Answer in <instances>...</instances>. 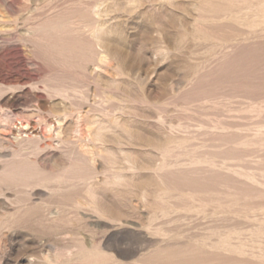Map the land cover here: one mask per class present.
I'll use <instances>...</instances> for the list:
<instances>
[{"label": "rangeland", "instance_id": "rangeland-1", "mask_svg": "<svg viewBox=\"0 0 264 264\" xmlns=\"http://www.w3.org/2000/svg\"><path fill=\"white\" fill-rule=\"evenodd\" d=\"M0 264H264V0H0Z\"/></svg>", "mask_w": 264, "mask_h": 264}, {"label": "bare ground", "instance_id": "bare-ground-1", "mask_svg": "<svg viewBox=\"0 0 264 264\" xmlns=\"http://www.w3.org/2000/svg\"><path fill=\"white\" fill-rule=\"evenodd\" d=\"M96 32V30L95 31H93L92 32V34L93 33H95ZM98 47V46H97ZM79 119H80V115H77V119H75L76 120V123L74 124L75 126H74V128H73V138H75V137H78L79 138V143L77 142L76 144H77V147H78V150H79V153L82 155V156H84V157H86L88 160H90V161H92V162H94V161H98L99 163H101V161H99L97 158V154H96V151H95V146L93 145V144H91L90 146H87V145H89L88 143L89 142H87V145H86V143H84L83 142V140L86 138V136L84 135V133H83V131L84 130H82L81 129V126L79 127V125L81 124V122L79 121ZM79 122H80V124H79ZM69 123V122H68ZM72 139V138H71ZM77 139V138H76ZM66 140H69V141H71L70 140V138L68 139V138H63V140L62 141H66ZM86 140H87V138H86ZM85 141V140H84ZM89 141V140H88ZM91 141V140H90ZM148 145H152V146H154L155 144L153 143V141H151V140H148L147 142H146ZM89 161V162H90ZM134 227V226H133Z\"/></svg>", "mask_w": 264, "mask_h": 264}]
</instances>
